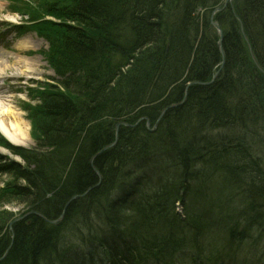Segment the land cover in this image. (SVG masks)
Returning <instances> with one entry per match:
<instances>
[{"label": "trees", "instance_id": "1", "mask_svg": "<svg viewBox=\"0 0 264 264\" xmlns=\"http://www.w3.org/2000/svg\"><path fill=\"white\" fill-rule=\"evenodd\" d=\"M222 1L37 2L57 79L26 108L35 146L0 140L24 160L0 165V264H238L264 248V0L215 13L219 44Z\"/></svg>", "mask_w": 264, "mask_h": 264}, {"label": "rangeland", "instance_id": "2", "mask_svg": "<svg viewBox=\"0 0 264 264\" xmlns=\"http://www.w3.org/2000/svg\"><path fill=\"white\" fill-rule=\"evenodd\" d=\"M38 1L39 0H0V62L6 63L9 66L7 69L3 70L4 72L1 71L0 73V101L3 107L10 105L20 112L21 118L27 121L30 126V144L27 146L10 145V147L18 151L20 149H30L35 145L33 140L34 129L32 121L27 111L24 109L27 108V105H36L39 91L45 87L47 88L48 84H52L53 80L55 81V79H57V74L48 66L49 64L46 63L43 54L45 51H48V36L44 33L45 38L38 34L36 30L32 29V25L42 21L40 19L36 20L31 14V11L34 12L38 9ZM38 17H41V14H39ZM42 19L56 21L53 17L49 16H44ZM14 25H16L15 28L12 27ZM39 51L44 52L40 53ZM18 58L21 59V62L19 65H16L15 60ZM23 59L33 64V71L30 70L31 72L28 73L23 71ZM15 77L17 81L13 79ZM28 89H30V91H28ZM1 133L2 132H0V138L4 135ZM0 149L3 151L0 153V165L8 162H14L20 165L24 164V160L20 153H14L3 146L1 142ZM147 168L149 169L146 171L147 176H151V172H153V176H156L153 167L149 166ZM7 175L8 174H0V188L5 187L6 181L9 180ZM12 202L13 203L5 205L4 208L14 212V214H16V220H18L20 218L18 212H21L22 206L14 203L15 201ZM261 250H264L263 245L256 243L254 248L243 250L241 259H244L246 264H256L255 261L258 260L257 262H259L258 257H262L263 255ZM7 252L4 253V257ZM234 258V261H236L237 258ZM227 260L233 262L232 257Z\"/></svg>", "mask_w": 264, "mask_h": 264}, {"label": "bare ground", "instance_id": "3", "mask_svg": "<svg viewBox=\"0 0 264 264\" xmlns=\"http://www.w3.org/2000/svg\"><path fill=\"white\" fill-rule=\"evenodd\" d=\"M225 0L222 1L221 5H217L216 7H214V9L219 8L220 10H217V12L222 11L226 5H224ZM213 26V25H212ZM216 29V28H215ZM217 30V29H216ZM24 61L22 62L23 65V71L24 72H31L33 71V64L32 63H28V61L26 59H23ZM6 61V60H5ZM21 62V59L18 58L17 60H15V64L19 65ZM9 66L6 63H1L0 62V73L1 71L7 69ZM19 67V66H18ZM31 70V71H30ZM4 72V71H3ZM219 71H216L214 73V75L217 77ZM15 81H17V78H13ZM214 79L212 78V80L210 81V83L213 81ZM195 84H198V82H194ZM186 98V97H185ZM29 124L27 121H25L23 118H21V113L18 112L17 110H15L12 106H6L3 107L2 102L0 101V132H2L4 134V136L7 138V140L9 142H11L12 144L15 145H25L27 146L28 144H30V134H29ZM229 142V141H228ZM3 151L0 149V153H2ZM152 167V165H150ZM149 170L148 168H146L145 174L147 176L146 171ZM153 172H151L152 174ZM152 176V175H151ZM150 177V176H147ZM100 185V180H98L94 185H92V187H90L87 191H85L84 193H82L83 196H85L87 194V192H89L91 189L96 188L97 186ZM65 210L66 207L64 206L61 210L60 215L63 213V215L65 214ZM33 214H36L42 218H44L42 216L41 213L37 212V211H33ZM57 219V218H56ZM55 219V220H56ZM62 220V219H61ZM60 220V221H61ZM49 221H53V220H49ZM59 221V222H60ZM48 222V221H47ZM49 223V222H48ZM58 223V222H56ZM51 224V223H50ZM55 224V223H54ZM8 250H5L4 252L6 253ZM229 264V263H227Z\"/></svg>", "mask_w": 264, "mask_h": 264}, {"label": "water", "instance_id": "4", "mask_svg": "<svg viewBox=\"0 0 264 264\" xmlns=\"http://www.w3.org/2000/svg\"><path fill=\"white\" fill-rule=\"evenodd\" d=\"M230 1H231V0H225L224 5H227V3L230 2ZM217 10H220V9H219V8L214 9V11L212 12V15H213L214 12H216ZM211 25H213V26L217 29V31H218V33H219V43H220V41H221V37H222L221 30H220L219 26H218L217 24H215L212 20H211ZM220 51H221V49H220ZM252 59H253V61L255 62V59H254L253 56H252ZM215 77H216V76L214 75V76H213V79H214ZM185 97H186V94H184L183 100L180 102V104H182V103L184 102ZM162 115H163V112L161 113L160 117H159L158 120L156 121V123H155V125H154V128L156 127V124H157V122L159 121V119L162 117ZM141 120H143V119L140 118L136 123H139ZM121 125L129 126L128 124L123 123V122H119L118 124H116V127H115V139H114V141H113L112 143H110L109 145H107L106 147H104L103 150H106V149L112 147V146L116 143V141H117L118 128H119V126H121ZM146 125L149 126V123H146ZM154 128H152V129H150V130H153ZM93 158H94V157H93ZM93 158H92L91 161H90L91 163H92V161H93ZM96 174H97V176L100 178L99 173L97 172ZM74 198H75V197H72L71 199H69V200L67 201V203L65 204V207H67V205H68V204H69ZM63 216H64V215H63V213H62V214H61L56 220L48 221V222L51 223V224H54V223H56V222H59V221L63 218ZM21 218H23V216L20 217L19 219H21ZM17 219H18V218H17ZM3 257H4V255H3L0 259H2Z\"/></svg>", "mask_w": 264, "mask_h": 264}]
</instances>
